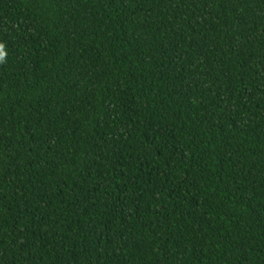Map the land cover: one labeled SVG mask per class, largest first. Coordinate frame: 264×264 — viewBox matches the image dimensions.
Wrapping results in <instances>:
<instances>
[{"label": "trees", "instance_id": "obj_1", "mask_svg": "<svg viewBox=\"0 0 264 264\" xmlns=\"http://www.w3.org/2000/svg\"><path fill=\"white\" fill-rule=\"evenodd\" d=\"M0 264H264V0H0Z\"/></svg>", "mask_w": 264, "mask_h": 264}, {"label": "clouds", "instance_id": "obj_2", "mask_svg": "<svg viewBox=\"0 0 264 264\" xmlns=\"http://www.w3.org/2000/svg\"><path fill=\"white\" fill-rule=\"evenodd\" d=\"M4 59V55H3V46L0 45V60Z\"/></svg>", "mask_w": 264, "mask_h": 264}]
</instances>
